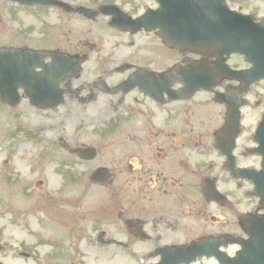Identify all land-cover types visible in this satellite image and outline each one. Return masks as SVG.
Here are the masks:
<instances>
[{"label": "flooded vegetation", "instance_id": "af4514ba", "mask_svg": "<svg viewBox=\"0 0 264 264\" xmlns=\"http://www.w3.org/2000/svg\"><path fill=\"white\" fill-rule=\"evenodd\" d=\"M34 1L24 4L22 0H0L2 33L14 34L19 42L17 47L55 54L59 60H81L78 75L63 78L58 86L67 102L80 105L85 120L97 117L103 97L112 98L110 131L113 145H92L95 157L89 161L69 154L83 164L96 162L111 166V179L103 185V193L110 199L112 214L104 232L108 235V228L114 230L112 237L120 243L114 246L125 249L133 259L143 257L159 261L162 256L173 259L176 247L203 240L246 239L254 220L264 215V208L252 195L251 181L234 176L233 169L260 168L261 156L256 151L259 144L254 135L264 116V77L238 92L247 76L243 74L239 79L223 76L212 90L202 88L189 94V89L184 88L180 75L173 69L190 66L197 74L207 67L212 70L218 60L213 49L164 46L163 51L157 52L151 49L150 41L145 40L141 47L132 45L127 51L114 52L97 49L92 40H87L90 33L86 34L84 25L87 21L91 25H107L106 18L109 17L103 14L104 5H116L127 15L138 16L132 0ZM251 1L245 0L239 8L252 14L255 22H263L264 6L255 4L252 8ZM12 22L17 24L15 28H12ZM81 25L83 27L79 28ZM23 35L30 38L22 42ZM71 36L77 37L78 41L72 44ZM248 41L246 39L244 43L248 45ZM246 57V52L232 54L226 63L234 70L246 71L252 66ZM39 60L47 64L52 57ZM42 71V68H36V72ZM164 72H170L169 78H163L153 86L154 92L161 93L147 94L142 88L149 83L145 77L147 73ZM207 75L211 76L208 69ZM129 77L135 82L126 91L119 90L113 95L103 92V83L116 87ZM197 82L198 79L193 81ZM167 86L169 88H165ZM42 90L46 91V86H42ZM19 92L29 101L23 87ZM232 108L238 115L236 134L226 125ZM33 109L46 119L38 125L39 133L49 134L53 119L47 113H54L56 108ZM253 113L258 119L254 131L248 133L243 121ZM244 130V142L240 143ZM28 131L36 132L32 128ZM23 133L25 137L32 136ZM67 147L71 148L70 145ZM214 167L217 173H214ZM82 176L86 177V174ZM214 188L220 195H216ZM81 192L79 205L90 203L94 207L82 214L74 207L69 214L84 221L93 215H99L100 219L99 203L102 204L103 198L93 200L89 196V200V191ZM244 198L249 202H245L244 210L233 214L232 219L228 207L233 209L241 205ZM136 245L138 249L133 248ZM231 248H234L232 252ZM218 249L233 254L237 246L222 244ZM203 259L214 260L199 257L195 262Z\"/></svg>", "mask_w": 264, "mask_h": 264}, {"label": "rangeland", "instance_id": "374dc122", "mask_svg": "<svg viewBox=\"0 0 264 264\" xmlns=\"http://www.w3.org/2000/svg\"><path fill=\"white\" fill-rule=\"evenodd\" d=\"M133 3H136V1H133ZM228 3L236 9L239 4L229 0ZM147 4L149 2L140 0L139 10L142 11ZM255 4L264 6V1L252 0V8L255 7ZM84 26L92 33L98 34L101 32L96 36H89L87 40L97 39L98 42L95 46L104 49L102 51H127L131 49L132 45L135 46L136 41L139 39L138 36L132 37L130 34H115L107 29L100 30L99 25L96 23L92 25L85 24ZM82 27L83 25L79 28ZM71 37L72 44L78 41L77 37ZM6 39L7 41L10 40ZM74 103L66 102L55 109L54 113H48L53 119L52 131L49 134L44 133L43 137L28 139L24 135L18 134V127L37 128L46 120L44 116L34 111L29 103L24 100L16 108H7L0 102V263L155 264L156 261L153 260L136 261L126 254L125 249H117L114 246L104 247L96 243L94 238L97 231L105 229L112 214L109 206L110 199L106 194H103V190H99L102 188L92 187V189H87L91 191L93 200L99 197L103 198L104 212H102L99 222L93 223L89 218L86 221L77 220L73 221V228L55 224V216L58 220L68 222L70 219L67 214L62 212L53 213V221L51 217H47L48 211L45 208L33 209L40 202L38 199L33 198L32 194H24V192L30 190L29 193L35 191L36 196H41V192H43L44 197L48 198V203L51 206H54L59 199L65 200L68 195L73 200L81 190V182L73 183L68 174L74 175L76 173V175H79L84 173L85 169L88 170L97 166L96 162H92L87 163V167H85L76 160L66 158L65 151L57 145L59 137L66 139L72 146L82 144L113 145L111 134L104 132L109 128L108 122L113 114V111H111L112 98L110 96L102 98L99 103V113H96L97 117L89 121L83 118L84 115L80 105H74ZM67 113H70V115H67ZM256 118L258 119V116L255 117V113L248 114L246 121H243V125L247 126L245 129L248 133L254 131ZM47 122L49 123V120ZM100 130H102V135L99 134ZM244 134L245 130L243 136ZM41 138L45 142L52 141L53 145H46L41 142L37 145L31 143L36 140L39 141ZM244 138L245 136L243 139L241 138L240 143L244 142ZM66 160H71L75 164L71 167L65 162L62 166V163ZM99 164L105 165V163ZM217 172V168L214 167V173ZM220 176L222 177V173ZM37 181H42V185L38 186ZM246 186L248 188V185ZM227 193H230V191ZM47 198H43V200H47ZM245 202L249 201L244 198L243 202L240 203L241 205H236L233 209L231 206L228 207L232 219L233 214L236 215V212L244 210ZM41 203L45 202L41 201ZM90 206L93 208L94 204L81 203L76 209L79 213H83ZM206 222L208 223V219ZM53 225H56V227L53 228ZM106 231L112 236L114 230L108 228ZM69 232L72 233V237ZM133 248L137 249L139 246L136 245ZM233 249L231 248V252ZM25 254L28 256H25ZM194 264L218 263L214 260L203 259Z\"/></svg>", "mask_w": 264, "mask_h": 264}, {"label": "water", "instance_id": "95a60500", "mask_svg": "<svg viewBox=\"0 0 264 264\" xmlns=\"http://www.w3.org/2000/svg\"><path fill=\"white\" fill-rule=\"evenodd\" d=\"M199 6L204 5L205 3L202 1H198ZM222 2H217L216 5H221ZM168 6H174L175 9L170 10L167 9ZM191 1L190 0H179V1H163L160 0V11H156L160 17L162 14H165L166 23H171L167 25L165 31L167 33V37L177 42L181 36L179 33V26H173L175 20L178 17L172 16H181L188 13L191 9ZM221 19H216L214 24L217 22L223 23L230 20L233 21L232 17H228L225 13H221ZM163 18V17H162ZM144 19H149V17H144L138 20V23L143 24ZM240 17H236V25H234V31H232V41H236L234 43L236 52H241L244 49L246 52L247 59L249 61L254 62L253 67L249 69L248 74H250L253 80H256L264 75V25L253 24V17L246 16L242 17V21ZM162 21V20H161ZM159 20L153 21L156 26H160ZM228 27H216L214 32V40L215 44L221 45L226 39V35L223 34L224 30H227ZM217 30H221L219 33ZM248 41V45L244 43L243 40ZM242 48V49H241ZM19 50H12L11 52H17ZM9 51L0 50V93L8 94L12 97V103L17 102L16 96V83L19 82L21 75L19 74L20 67L17 66L15 60L12 58L13 54H6ZM10 59L8 60V58ZM6 58L4 62L3 59ZM252 59V60H251ZM30 69V68H29ZM242 73H244L242 71ZM240 73V74H242ZM239 75V72L236 73ZM33 76L23 77V83L31 82ZM226 125L234 129V134H236V128L238 125V115L236 113L235 108L229 113L228 118L226 119ZM255 141L259 144L256 151L260 154L261 160V169L260 170H235V175L238 177L247 178L252 181L254 184L253 195L259 198V203L264 206V116L261 123L258 125L255 135ZM230 168H233L230 165ZM231 170V169H230ZM105 168H99L95 172V177L99 179H104L108 176L106 174ZM216 195H218L216 193ZM230 243H238L241 246V250H239L234 257H228L222 255L221 252L216 250V247L220 244V242H211V241H202L195 244H192L188 247L182 248L178 250V258L174 264L183 263L190 264L195 260L197 255L206 254L207 256L214 255L221 264H264V216L257 218L255 221V225L253 226L251 232L249 233V238L243 241H224L223 244ZM164 261H161L159 264H164Z\"/></svg>", "mask_w": 264, "mask_h": 264}]
</instances>
